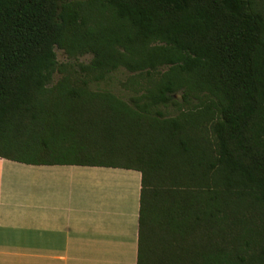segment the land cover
<instances>
[{"label":"trees","instance_id":"obj_1","mask_svg":"<svg viewBox=\"0 0 264 264\" xmlns=\"http://www.w3.org/2000/svg\"><path fill=\"white\" fill-rule=\"evenodd\" d=\"M262 4L0 0V156L139 170L137 264H264Z\"/></svg>","mask_w":264,"mask_h":264},{"label":"crops","instance_id":"obj_2","mask_svg":"<svg viewBox=\"0 0 264 264\" xmlns=\"http://www.w3.org/2000/svg\"><path fill=\"white\" fill-rule=\"evenodd\" d=\"M141 179L0 156V264H137Z\"/></svg>","mask_w":264,"mask_h":264},{"label":"rangeland","instance_id":"obj_3","mask_svg":"<svg viewBox=\"0 0 264 264\" xmlns=\"http://www.w3.org/2000/svg\"><path fill=\"white\" fill-rule=\"evenodd\" d=\"M262 2H263V4H262L263 6L262 7L264 8V0H262ZM55 50H56V55H57V59H58L59 62H66V61L69 60L68 57H67V55L64 53L63 50H61L59 48H56ZM89 59H90V56H83V57L78 58L77 60L78 61H81V62H87ZM129 74L130 73L125 72L124 70L115 73V75L117 77H119V79H121V80L126 79V77Z\"/></svg>","mask_w":264,"mask_h":264}]
</instances>
